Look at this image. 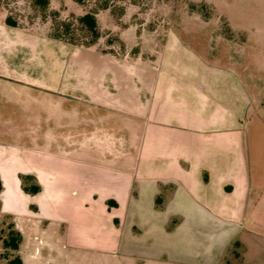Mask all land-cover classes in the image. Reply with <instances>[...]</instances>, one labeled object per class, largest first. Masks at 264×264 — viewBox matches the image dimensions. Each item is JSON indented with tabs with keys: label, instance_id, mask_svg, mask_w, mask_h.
<instances>
[{
	"label": "crops",
	"instance_id": "obj_1",
	"mask_svg": "<svg viewBox=\"0 0 264 264\" xmlns=\"http://www.w3.org/2000/svg\"><path fill=\"white\" fill-rule=\"evenodd\" d=\"M199 35L153 33L148 62L94 66L72 95L89 113L0 65V219L21 233L23 264L27 239L37 264H251L241 246L264 242V90L230 57L241 43L217 35L210 53Z\"/></svg>",
	"mask_w": 264,
	"mask_h": 264
},
{
	"label": "rangeland",
	"instance_id": "obj_2",
	"mask_svg": "<svg viewBox=\"0 0 264 264\" xmlns=\"http://www.w3.org/2000/svg\"><path fill=\"white\" fill-rule=\"evenodd\" d=\"M45 1L0 0V45L12 53L0 55V65L16 64L33 81L55 88L62 86L65 96H54L63 100L65 108L80 107L82 112L89 113V105L74 100L72 95L79 91L74 90V83H86L91 69L99 64L148 62L142 49L150 47L153 33L161 39H156L158 44L170 31L201 34L198 37L207 39L210 53L218 46L217 35L245 44L231 47L230 57L241 62L242 74H249L247 82L253 81L264 90V0ZM87 12L96 17L99 36L95 40L79 21ZM3 110L1 103L0 111ZM66 131L73 135L71 127L59 130ZM9 221L0 219L2 227ZM3 235L0 233V238ZM28 240L22 245L21 255L26 264H37L34 261L43 258L39 248L28 246ZM241 247L251 264H264L263 241L253 239L248 247ZM232 262L240 264L239 260ZM0 264H7V260L2 258Z\"/></svg>",
	"mask_w": 264,
	"mask_h": 264
},
{
	"label": "trees",
	"instance_id": "obj_3",
	"mask_svg": "<svg viewBox=\"0 0 264 264\" xmlns=\"http://www.w3.org/2000/svg\"><path fill=\"white\" fill-rule=\"evenodd\" d=\"M40 2H46L45 0H39ZM82 2V0H77ZM107 7V3L104 4ZM79 21L90 31L92 35V40L97 39L99 36V31L97 28V21L95 14L92 12H87L80 16ZM10 26H14V23H8ZM22 188L29 193H36L39 191L40 186L34 183L33 176H21ZM2 189V181L0 179V191ZM5 219V218H4ZM0 233H5L0 240L2 243V248L4 253L0 255V260L2 258L7 260V264H23L22 258L19 254V246L22 241L21 233L15 228L14 223L10 220L4 227L0 223Z\"/></svg>",
	"mask_w": 264,
	"mask_h": 264
}]
</instances>
